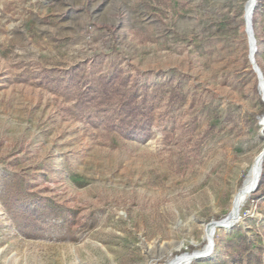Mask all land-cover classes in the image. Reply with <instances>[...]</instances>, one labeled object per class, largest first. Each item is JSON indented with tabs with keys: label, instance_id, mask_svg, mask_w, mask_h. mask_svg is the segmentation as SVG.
Returning a JSON list of instances; mask_svg holds the SVG:
<instances>
[{
	"label": "rangeland",
	"instance_id": "1",
	"mask_svg": "<svg viewBox=\"0 0 264 264\" xmlns=\"http://www.w3.org/2000/svg\"><path fill=\"white\" fill-rule=\"evenodd\" d=\"M248 3L0 0V264H187L208 247V224L235 214L264 149ZM115 69L162 88L145 143L76 109L78 89ZM173 89L184 96L174 106ZM37 199L40 227L21 207ZM239 214L191 264H264V159ZM241 238L249 256L237 254Z\"/></svg>",
	"mask_w": 264,
	"mask_h": 264
},
{
	"label": "trees",
	"instance_id": "2",
	"mask_svg": "<svg viewBox=\"0 0 264 264\" xmlns=\"http://www.w3.org/2000/svg\"><path fill=\"white\" fill-rule=\"evenodd\" d=\"M262 2L263 0H258L257 8ZM161 89L140 87L130 75L121 69H115L108 75L98 78L92 85L85 84L79 88L75 106L79 112L94 111L87 117L88 125H100L108 135L145 143L154 134ZM183 101L184 96L181 93L171 90L169 103L172 106ZM246 182L249 185L253 179L247 178ZM41 201L39 199L34 202L25 201L21 206L27 216L34 218L32 223L38 227L42 226ZM248 247L250 245L246 244V239L241 238L238 256H249Z\"/></svg>",
	"mask_w": 264,
	"mask_h": 264
},
{
	"label": "water",
	"instance_id": "3",
	"mask_svg": "<svg viewBox=\"0 0 264 264\" xmlns=\"http://www.w3.org/2000/svg\"><path fill=\"white\" fill-rule=\"evenodd\" d=\"M256 2L257 0H253V4L250 6L249 10L247 11L246 18H245V34L249 42V62L251 64L254 74L257 77L259 92L262 97V102L264 103V77H263V73L261 69L259 68L256 62L257 42H256V38L254 35L253 23H252V18H253L252 16H253V12L256 6ZM261 125H262V134L264 136V118H263ZM258 159H260L263 162L264 149H263V152L258 156ZM261 171H262V165L259 169V174L257 176L255 185L249 190L241 189V191L238 194L239 198L245 196L246 194H249V196H251L254 192H256L259 181H260V177H261ZM239 215H240L239 207L237 206L234 215H228L225 219L221 221L211 222L210 224H208L210 228V236H211V240L209 241V245H208V250L206 251L205 250L206 247H204V249L201 251H195L192 254H184V255H187V258L185 259L186 263L191 264L193 261H197V260L210 256L211 253L213 252L214 245H215L214 235L216 233V230L222 229V228L230 230L238 222Z\"/></svg>",
	"mask_w": 264,
	"mask_h": 264
},
{
	"label": "bare ground",
	"instance_id": "4",
	"mask_svg": "<svg viewBox=\"0 0 264 264\" xmlns=\"http://www.w3.org/2000/svg\"><path fill=\"white\" fill-rule=\"evenodd\" d=\"M253 4V0H249V3H248V6H247V11L249 10V8H250V6ZM247 11H246V14H247ZM246 14H245V18H246ZM263 121V120H262ZM262 123V122H261ZM262 126V125H261ZM259 162L261 163L260 165H259ZM254 164L256 165V167H255V175H254V180H253V182H252V185L250 186V187H248L247 189H244V190H249V189H251L254 185H255V183H256V179H257V176H258V174H259V169H260V167H261V165H262V161L260 160V159H255V161H254ZM241 190H239L238 191V193L236 194V199H238L237 200V206L239 207L240 206V199L241 198H239V196H238V194H239V192H240ZM246 195H248V194H246ZM243 197H245V196H243ZM209 226V225H208ZM222 229H224V228H222ZM209 235H210V233H209ZM210 238H211V236H210ZM206 251L208 250V247L205 249ZM183 262H181L180 264H182Z\"/></svg>",
	"mask_w": 264,
	"mask_h": 264
}]
</instances>
